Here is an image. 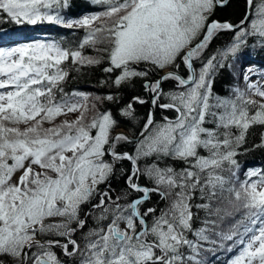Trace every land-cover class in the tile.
<instances>
[{"label": "snow or ice", "instance_id": "1", "mask_svg": "<svg viewBox=\"0 0 264 264\" xmlns=\"http://www.w3.org/2000/svg\"><path fill=\"white\" fill-rule=\"evenodd\" d=\"M228 2L91 0L101 10L71 18L70 0H0V23L85 32L74 48L41 40L0 47V264H206L213 236L239 249L228 264H264V171L250 169L243 180L235 171L248 130L264 126V73L249 69L244 88L213 92L249 38L264 47V0H246L238 24L211 19ZM223 30L234 33L231 42L205 57ZM85 47L101 57L83 55ZM102 62L101 83L113 92L65 91L69 64L79 71ZM136 79L148 99L132 96L118 114L134 121L135 105L150 110L138 134H113L117 121L100 106L119 103L121 87ZM156 108L174 116L157 121ZM125 143L131 152L118 150ZM167 160L184 166H161ZM118 168L125 186L116 192ZM153 196L157 205L147 206ZM200 210L206 216L193 228ZM237 214L227 232L216 231Z\"/></svg>", "mask_w": 264, "mask_h": 264}, {"label": "trees", "instance_id": "2", "mask_svg": "<svg viewBox=\"0 0 264 264\" xmlns=\"http://www.w3.org/2000/svg\"><path fill=\"white\" fill-rule=\"evenodd\" d=\"M258 2V0H254V4ZM70 8L66 10L65 14L67 17L71 18H79L86 13H93L99 11L101 8L99 5H95L91 3V0H70ZM246 0H229L227 6L225 7H217L214 15L211 19L220 21V22H229L233 24H238L241 19H243L246 11H247ZM252 11H255V7H253ZM37 30V31H36ZM35 34H46L48 38L40 39V40H51L62 42L64 47H72L74 48L84 37L85 32L83 29H67L61 25H56L54 23L42 22L37 25H16L11 22L0 23V47H6L7 44L11 42H27L31 39H28L30 33ZM234 33L232 31L223 30L216 34L213 41L210 43L208 49L204 53V56H210L214 53L218 48H223L225 45L229 44L232 40ZM50 38V39H49ZM105 45L99 44L97 48H103ZM83 55L90 57H101V53L96 49L91 47H85L83 50ZM244 62H249L252 65L253 73H264V47H261L257 40L254 38H249L247 45L242 48L240 53L237 54L235 58H230L228 63L232 65L231 68H224L218 72L215 76L213 92L219 96H227L230 93V90L233 87L241 86V76H243L244 71H248V68L243 67ZM106 62H102L99 65L95 66H86L77 71L70 64L68 65L69 77L64 84V89L66 92H71L73 90L83 91L85 93L93 94V95H106L109 92H113L114 89L108 87L107 84H102V81H106L108 79V74L103 71L104 67H107ZM196 66L199 67V61H197ZM141 68L145 67L144 65L140 66ZM254 69V70H253ZM256 69V71H255ZM181 73L184 74L183 67L181 68ZM158 78L155 74H150L149 79ZM143 80L136 79L131 84L124 85L118 92V96L120 98L119 103L105 102L100 106L101 110H111L114 118L117 121V126L125 129V131L129 134L139 133L140 128L142 127L144 120L146 118L147 113L150 110L151 105H135L136 119L134 121H130L127 118L121 117L118 112L119 108L126 104L132 96L140 95L145 99H148L147 94L144 92ZM173 88L171 82L165 83L164 89L168 91ZM84 92V91H83ZM155 119L157 121L161 120L162 116H174L173 112L162 111L159 108L154 110ZM208 127H212V125H206ZM114 129V130H115ZM114 134V133H113ZM262 135H264V126H253L248 130L246 134L244 143L236 149L237 155L235 159L238 164V168L235 169L237 176L240 180L245 178V173L248 170H262L264 171V142H262ZM134 148L133 144H121L118 145L119 151H129L131 152ZM206 154V153H202ZM150 162V161H149ZM161 166H164L165 163L175 167L177 169L183 167L182 162L167 160L161 161ZM120 168L125 169L126 171L130 168V164L127 161L121 162ZM227 175V173H225ZM141 183H147L144 179L141 180ZM111 186L116 192H119L124 185V176L121 175L119 168L116 172V177L112 180ZM105 186L100 185V189L103 190ZM96 202V201H94ZM201 201L198 198L194 199L193 203H200ZM158 203V197L153 196L150 203L147 206H154ZM160 207H164V203L160 202ZM88 206L85 205L84 209L87 210ZM195 211V210H194ZM206 213L203 210L198 211L197 215L194 217L193 228H199L202 226V221L204 220ZM241 217L239 216L238 219ZM211 219H216V217H211ZM230 219V218H229ZM228 218H225V222ZM223 222H218L220 226H222ZM233 224V223H232ZM94 221L89 218L88 227H93ZM219 229H216L218 231ZM87 231V228L85 229ZM189 238L193 237L189 234ZM213 240H216V244H204L206 249H211L212 247L215 249L218 244L221 243L218 237L213 236ZM219 246V245H218ZM58 250V249H56ZM235 248L229 252L225 253L219 252L220 256H216L213 251H205L203 253L204 259L206 260V264H227L230 261L229 255ZM219 251V249H218ZM57 254H60V250L57 251ZM4 264H11V260L5 258Z\"/></svg>", "mask_w": 264, "mask_h": 264}, {"label": "rangeland", "instance_id": "3", "mask_svg": "<svg viewBox=\"0 0 264 264\" xmlns=\"http://www.w3.org/2000/svg\"><path fill=\"white\" fill-rule=\"evenodd\" d=\"M101 10V9H100ZM94 13V12H93ZM86 14H91V13H86ZM85 15V14H84ZM83 16V15H82ZM76 30V29H75ZM37 31V30H36ZM36 32H34V33H30L29 35V37H28V39H31L30 41H34V40H40V39H44V38H48L47 37V35L46 34H44V35H42V34H35ZM50 39V38H49ZM41 41H46V42H51V40H41ZM27 42H29V41H27ZM20 43H23V42H18L17 40L14 42H11L10 44H7L8 46H6V47H10V46H14V45H17V44H20ZM5 47V48H6ZM243 67H245V68H248V69H252V65H250V63L249 62H244L243 63ZM254 70V69H253ZM255 71H256V69H255ZM247 71H244V73H246ZM243 73V74H244ZM260 77L258 76V75H253L252 76V79H253V81H255L256 79H259ZM241 83H242V85L241 86H238V87H240V88H244L245 87V82L243 81V76H241ZM237 87V86H236ZM84 92H85V90H83ZM63 118H67V119H74L75 117L74 116H72V115H69V116H67V117H62L61 119H63ZM46 127H47V125H45ZM121 129V131H125V129H123V128H121V127H118V128H116L115 130H114V134L115 133H119V130ZM125 133H127L126 131H125ZM247 172V171H246ZM18 175V174H17ZM244 179V178H243ZM239 214H237L236 216H235V218L233 219V218H228V220L225 222L224 221V223L222 224V226H220L219 225V227L217 228V229H219L218 231H221V230H223L224 232H227L228 231V229L230 228V226L232 225V223L234 224L235 223V221L236 220H239L238 218H239ZM224 243V247L223 248H221V247H219L218 245L216 246V248L214 249L213 247L211 248V249H213L212 251V254L214 253L216 256H220L219 254V252H222V253H225V255H226V251H227V248L228 247H230L231 246V244H232V241H224L223 242ZM218 249H219V251H218ZM226 250V251H225ZM56 251H59V249L58 250H56ZM238 251H239V249L238 248H235V250L232 252V254L231 255H229V256H231L230 257V260L232 259V258H234V256L235 255H237L238 254ZM229 262V261H228ZM228 264V263H227Z\"/></svg>", "mask_w": 264, "mask_h": 264}, {"label": "water", "instance_id": "4", "mask_svg": "<svg viewBox=\"0 0 264 264\" xmlns=\"http://www.w3.org/2000/svg\"><path fill=\"white\" fill-rule=\"evenodd\" d=\"M247 11H248V8H247ZM121 131V130H120ZM121 132H124L125 133V131H121ZM116 134V133H115Z\"/></svg>", "mask_w": 264, "mask_h": 264}, {"label": "bare ground", "instance_id": "5", "mask_svg": "<svg viewBox=\"0 0 264 264\" xmlns=\"http://www.w3.org/2000/svg\"><path fill=\"white\" fill-rule=\"evenodd\" d=\"M121 130V129H120ZM119 130V133H121V131Z\"/></svg>", "mask_w": 264, "mask_h": 264}]
</instances>
